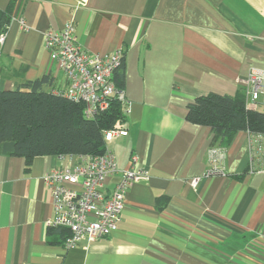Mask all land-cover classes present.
<instances>
[{
	"label": "crops",
	"instance_id": "crops-1",
	"mask_svg": "<svg viewBox=\"0 0 264 264\" xmlns=\"http://www.w3.org/2000/svg\"><path fill=\"white\" fill-rule=\"evenodd\" d=\"M9 7L30 29L10 23L0 90L46 75L66 90L44 32L70 20L85 50L124 48L133 106L128 135L108 148L121 169L137 154L150 176L128 191L117 231L68 248L47 225L55 210L43 176L57 155L35 156L26 169L23 156L0 152V264H264V172L250 170L247 132L224 148L226 174L204 176L213 133L186 118L196 97L236 95L252 68L264 69V0H0Z\"/></svg>",
	"mask_w": 264,
	"mask_h": 264
},
{
	"label": "built area",
	"instance_id": "built-area-1",
	"mask_svg": "<svg viewBox=\"0 0 264 264\" xmlns=\"http://www.w3.org/2000/svg\"><path fill=\"white\" fill-rule=\"evenodd\" d=\"M88 0H78L85 6ZM22 28L30 27L22 16H14ZM11 20V22H12ZM10 26V25H9ZM8 29L0 33V57ZM45 46L52 60L56 61L67 77V89L62 93L75 102L83 104L86 117H94L109 108L113 100H119L127 118L132 111L133 101L123 88L114 81L116 70L125 57L123 47L105 54L85 50L76 39L73 21H68L61 29L50 28L44 32ZM246 106L257 110L264 105V69L252 68L242 81ZM125 122L104 130L106 150L98 155L59 154V166L54 167L43 179L51 189L55 215L47 220L48 227L67 230L65 246L70 248L83 242L89 243L107 237L117 231L122 217L126 195L136 182L149 178V170L140 164L137 154H132L130 167L119 168L115 155L108 143L120 136H127ZM250 170L264 172V133L246 131ZM210 166L204 176L225 175L223 164L224 148L211 146ZM119 174L112 190L105 186L108 177ZM201 177L191 179L197 186Z\"/></svg>",
	"mask_w": 264,
	"mask_h": 264
},
{
	"label": "trees",
	"instance_id": "trees-1",
	"mask_svg": "<svg viewBox=\"0 0 264 264\" xmlns=\"http://www.w3.org/2000/svg\"><path fill=\"white\" fill-rule=\"evenodd\" d=\"M12 20L10 7L0 10V33ZM124 61L114 81L124 84ZM53 77L24 82L15 90H0V152L25 158L28 169L38 155H98L106 150L104 130L113 128L125 117L119 100L94 117H86L83 104L52 89ZM187 120L206 125L213 133L212 146L227 147L241 130L264 133V111L246 106L243 89L236 95L209 92L187 105ZM48 230L64 228L48 227ZM64 238V242H65Z\"/></svg>",
	"mask_w": 264,
	"mask_h": 264
},
{
	"label": "rangeland",
	"instance_id": "rangeland-1",
	"mask_svg": "<svg viewBox=\"0 0 264 264\" xmlns=\"http://www.w3.org/2000/svg\"><path fill=\"white\" fill-rule=\"evenodd\" d=\"M259 109H260L261 111H264V105H261V106L259 107Z\"/></svg>",
	"mask_w": 264,
	"mask_h": 264
}]
</instances>
